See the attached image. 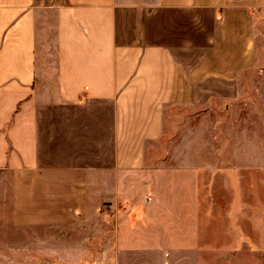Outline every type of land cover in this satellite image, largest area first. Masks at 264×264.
I'll list each match as a JSON object with an SVG mask.
<instances>
[{
    "label": "crops",
    "instance_id": "1",
    "mask_svg": "<svg viewBox=\"0 0 264 264\" xmlns=\"http://www.w3.org/2000/svg\"><path fill=\"white\" fill-rule=\"evenodd\" d=\"M262 6L0 0V216L10 228L65 225L101 206L110 243L69 264H264ZM49 27L52 68L36 47ZM240 106L251 114L246 144L199 132L156 156L172 110L218 122Z\"/></svg>",
    "mask_w": 264,
    "mask_h": 264
},
{
    "label": "rangeland",
    "instance_id": "2",
    "mask_svg": "<svg viewBox=\"0 0 264 264\" xmlns=\"http://www.w3.org/2000/svg\"><path fill=\"white\" fill-rule=\"evenodd\" d=\"M260 15L263 16L262 9ZM39 36L40 42L38 40L36 42L38 65L47 64L52 68L55 64V47L51 28L44 30ZM219 112L222 118L217 117L220 121L215 122L216 114L213 111L205 113L197 110L191 113L190 119H187L185 118L187 114L182 110H172L166 120L163 134L156 141L155 145L162 151V153L157 152L156 156L165 155L166 150L171 146L181 147L183 144L198 143L199 132L207 134L208 141L214 139L211 134L215 132L218 143H230L232 136V141L235 143L246 144L248 142L246 129L252 128L248 107L231 109L225 107ZM223 117L227 118V121L222 124ZM204 118L207 120L201 121ZM231 121H234L235 129H232ZM214 123L217 124V129H214ZM255 124L254 128L261 132L262 122ZM205 128L208 129L206 132ZM234 132H236L235 136ZM256 140L261 141L262 138ZM100 210L95 217L75 220L65 225L41 224L20 228L16 226L10 228L8 218L0 216V244L8 242L14 246V248L0 246V264H58V262L69 264L70 261L77 260L78 254L88 253L91 256L92 252H101L104 243L108 246L111 241L112 218L108 212L102 215Z\"/></svg>",
    "mask_w": 264,
    "mask_h": 264
},
{
    "label": "trees",
    "instance_id": "3",
    "mask_svg": "<svg viewBox=\"0 0 264 264\" xmlns=\"http://www.w3.org/2000/svg\"><path fill=\"white\" fill-rule=\"evenodd\" d=\"M17 108V107H16Z\"/></svg>",
    "mask_w": 264,
    "mask_h": 264
}]
</instances>
